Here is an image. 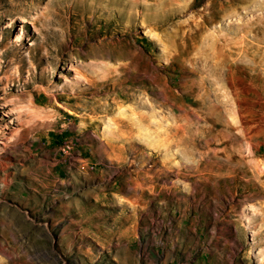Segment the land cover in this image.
<instances>
[{"label":"rangeland","instance_id":"rangeland-1","mask_svg":"<svg viewBox=\"0 0 264 264\" xmlns=\"http://www.w3.org/2000/svg\"><path fill=\"white\" fill-rule=\"evenodd\" d=\"M0 264H264V0H0Z\"/></svg>","mask_w":264,"mask_h":264},{"label":"bare ground","instance_id":"bare-ground-1","mask_svg":"<svg viewBox=\"0 0 264 264\" xmlns=\"http://www.w3.org/2000/svg\"><path fill=\"white\" fill-rule=\"evenodd\" d=\"M218 13V12H217ZM215 14V13H214ZM22 21H25V19H21ZM27 21V20H26ZM30 21V20H29ZM19 38L21 39L22 38V34L21 35H19ZM80 74V73H79ZM84 74V73H83ZM79 76H81L80 78L82 79L83 78V75L82 74H80ZM86 78V77H85ZM88 78V77H87ZM90 79V78H89ZM88 81V80H87ZM92 81V80H91ZM79 82V81H78ZM77 82V83H78ZM92 82H94V81H92ZM80 83V82H79ZM97 83V82H96ZM36 111V110H35ZM30 112V111H29ZM31 114V113H30ZM19 119V118H18ZM26 119V118H25ZM23 121V120H22ZM26 122V121H25ZM19 131V130H18ZM5 133V132H4ZM11 134V133H10ZM8 137V136H7ZM9 137L11 138V135H9Z\"/></svg>","mask_w":264,"mask_h":264}]
</instances>
